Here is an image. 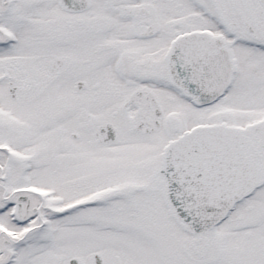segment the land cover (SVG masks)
<instances>
[{
  "label": "flooded vegetation",
  "instance_id": "1",
  "mask_svg": "<svg viewBox=\"0 0 264 264\" xmlns=\"http://www.w3.org/2000/svg\"><path fill=\"white\" fill-rule=\"evenodd\" d=\"M178 1H183L185 6L180 13L184 20L174 14ZM100 2L103 8L95 11L102 15L98 16L95 25L91 23V10L82 17L85 24L81 19L72 18L70 24L62 21L53 27L42 23L36 29L39 40L25 46V52L4 61L7 65L5 69H8L6 91H10L14 101L20 103L17 106L22 109L28 129L37 135L46 130V125H51L58 144L66 139L71 127L77 128V124L81 123L79 131L88 135H92L94 128L107 125L101 122L94 126L93 121L84 115L94 105H112V110L129 114L128 117L114 114L112 118L114 125L123 129L121 138L127 136V129L141 136L169 133L174 125L175 112L174 90L168 88L170 81L166 58L174 33L181 30L178 29L181 25H187V31L183 33L195 31V26L185 19L189 18L190 12L197 10L195 4L198 3L201 15L212 17L211 20H200L201 29L210 30L214 36H218L219 24L229 26L231 31L237 28V0ZM248 7L244 20L251 21L259 33H264L262 14L252 3ZM0 90H4L3 85ZM66 113L72 114L71 121L67 123L63 121V117L69 116ZM80 136L84 141L83 135ZM107 140L106 131L98 133L97 141L105 143L103 147L110 146ZM88 155L89 180L92 184L86 186L85 193L95 190L105 192L110 188L113 193H119L132 182L131 176L119 173L117 169H113L114 174H108L109 164L106 162L109 163L110 156L123 155L108 152ZM70 161L74 166L75 160L71 158ZM100 182L104 183L103 186H100ZM99 198L103 199L99 211L107 219H115L120 213H128L132 209L136 212L134 208H139L134 205L127 207L133 201H117L118 204L115 201L111 204L107 201L108 196L100 195ZM162 214H166L163 209ZM251 234L246 233L250 241L247 248L255 246L250 239ZM263 242L260 238L256 246L260 248ZM204 245L205 242H201L200 248L203 249ZM209 246L216 254L225 249L224 242L217 243L216 238L210 240ZM4 248L0 242L2 256Z\"/></svg>",
  "mask_w": 264,
  "mask_h": 264
},
{
  "label": "rangeland",
  "instance_id": "2",
  "mask_svg": "<svg viewBox=\"0 0 264 264\" xmlns=\"http://www.w3.org/2000/svg\"><path fill=\"white\" fill-rule=\"evenodd\" d=\"M197 14L198 13L192 11L189 13V18L185 20H187L191 26L193 25L196 26V29H200L201 24L199 18L202 16H199V18L194 17ZM237 24L238 32H241L244 24L240 17L238 18ZM182 27L185 29L187 25H181L178 29H181ZM184 31L187 30H178L174 33V35H179ZM15 32L19 39V44L16 46V50L25 49V42L31 39L32 34L29 32L28 35L30 38H28L25 37L27 34L23 35L21 33L22 31L18 32L16 30ZM25 32H27V30H25ZM241 67L242 68L236 79L234 88L230 91L228 96L213 109H204L203 112H195L190 108V110L186 108V111L184 109L185 104L174 100L173 108L175 114L179 118H184L183 120L185 121L179 123V126L177 125L178 127L176 126L178 128L176 133L202 123L217 125L218 121H226L239 126H244L246 120H249L248 122H250V124H254L259 121L261 115L264 114V53L261 54V58L256 60V68L253 70L249 69L246 64L243 65L241 63ZM112 109L113 107L109 108V116L114 114L111 111ZM94 110L95 109L93 108V110L90 111V120L94 121V118L97 117V119L102 121L104 119H101L102 115L100 111L102 110L99 109V112ZM104 116H106V114H104ZM245 116H247V118H244ZM103 121L108 120L106 119ZM80 124H77V128L73 129L71 132L74 133V131H76V133L83 135L84 142L87 141L86 144L89 146L92 145L90 152L97 154L104 151L101 146L99 147L93 145L95 142L92 141V137L88 138V134H85L84 131H79L81 129ZM94 124L99 123L95 121ZM15 128V122H11V124L2 127L0 130V143L9 144V146H11L14 150L20 151L24 157V160H22L20 156L8 159V172H10L8 180L13 181L15 186L18 188L21 185H23V187L31 185L36 186L38 190L52 191L55 196L63 193L61 191L62 188L58 183V181L61 183L62 177L60 180H57V178L54 177V175L61 176L63 173V168L58 172L59 163L55 156L48 158L47 154L40 155L36 171L25 168V130H21L22 132H19ZM173 135V132L172 134L170 132L155 134L151 138H139L136 135H129L130 137L135 138L139 144L138 148H135V153H133L135 161L132 159L122 160L124 161L123 163H126V165H121L118 168H126L123 171L126 174L133 173L136 176L135 183H145L149 179L150 175L154 174L155 168L159 165V150L162 149L163 144L168 139L174 137ZM69 144L70 145L67 146L68 151L73 149L74 145L76 148L82 147L79 142L72 143L71 140H69ZM86 144L83 146L87 147ZM116 146L117 145L107 147L108 150L105 152L114 154L127 152L126 145ZM128 149H132V147L128 146ZM114 163L115 162H110V164ZM109 168L112 169L113 167L110 166ZM151 178L152 180L150 185L146 188V190L141 187V185H136V187L131 189L130 194H132L133 202L127 204V207L132 205H134V207H139L136 208V220L124 221L114 219L111 221L110 217L109 221H107L104 219L105 217H102L101 211H99L100 209H96V207L86 211H82V208H77L76 211L78 214L75 213L73 215L69 213L65 215L67 217L62 221L54 222L55 233H57V236L59 234V239H54L55 243L53 242L54 245L52 250L47 251L48 253L46 254L41 252L46 251L44 249L47 248L40 247L39 250L36 251L42 254L40 255V258H44L47 261L46 264H66V260L69 258L75 257L80 261H87L90 256L99 254L103 258L104 264H224L223 259L220 261L214 259V255L210 254L212 251H208L209 248H207V245H204L205 249L204 247L201 249L198 238L187 237L184 234L178 233L174 223L169 221L170 224H166L162 218L158 219L154 214H152L153 209L150 204L158 203L157 193L162 189V184L160 179L155 174L152 175ZM156 182H159L161 189L160 186L157 187L158 184H156ZM69 185L72 186L73 184L70 183ZM75 187L78 186L74 184L71 188L72 192L64 191V195L67 197L69 196V198L64 199V196L62 198L63 200L61 199L60 201L62 203L61 205H66L65 209L68 211L70 210L71 203L78 202L80 200L83 201L86 198L89 199L92 195V193H75L76 190H79L75 189ZM156 188L159 189L157 190ZM262 190L264 191V188ZM18 194L19 193H16V195L14 194V197ZM1 196L2 194L0 192V200ZM115 200L117 202L120 199L115 198ZM64 201L65 204H63ZM2 206H5L4 201H0V209ZM249 206L250 207L247 210L239 208L240 210L238 214H241V216L238 219L235 217L223 225L218 234L221 232L222 236L225 238L223 242L225 244V250L227 251V247L229 245L227 236L229 234L230 225L233 224L238 226V229L243 228V230L237 231L238 233L231 236L233 245L232 253L236 250H246L248 251V259H251L250 254L252 252V260H254V255H256L260 264H264V254H259L264 250V244L258 248L256 246L258 243L254 241V238L258 236L259 233L263 234L260 228H256V233H252L250 236V239L255 246L252 248L246 247L250 243L246 232H250L249 227L256 223L254 211L257 208L264 209V197L261 193H258V195L249 202ZM34 207L35 206H32V208ZM117 207H119V205H117ZM162 207L163 211L166 213L164 216H170L166 205L162 204ZM156 210L161 212L158 206L156 207ZM7 218V215L4 213L3 216H0V222L7 225ZM32 220V223H27L25 228L15 223L13 229L14 237L16 238L15 240H18L24 231L31 230L28 235V240H30L29 237L31 236L32 231H34V228L36 230V228L40 225L38 220L36 222H33ZM263 220L264 216H261L259 221L261 222ZM51 228L53 229V226ZM51 232L53 231L50 230L49 233ZM37 233H39V231L33 232V234ZM46 233H48V230L41 234ZM33 238L39 239V237L35 235L31 239ZM42 239L45 242V237ZM259 240L260 239H258V242ZM34 242L35 241L31 242L30 245ZM154 242L163 243L160 250H150L151 244ZM13 245L16 247L18 253L16 264H42L39 259L32 257L31 248L30 250H25L24 252L23 248H21V246L17 243ZM245 264H249V261Z\"/></svg>",
  "mask_w": 264,
  "mask_h": 264
},
{
  "label": "bare ground",
  "instance_id": "3",
  "mask_svg": "<svg viewBox=\"0 0 264 264\" xmlns=\"http://www.w3.org/2000/svg\"><path fill=\"white\" fill-rule=\"evenodd\" d=\"M205 51V53H199V52H197L196 54H195V56L197 57V58H200V59H203L204 61H208L209 60V62H211L212 61V58H211V56L209 55V53L206 51V50H204ZM178 56V55H177ZM188 56H186V58H187ZM183 56L182 55H179L178 56V59H179V61L181 62V60H183V63L184 64H187L188 63V60L186 59V58H183ZM183 65V64H182ZM202 81H203V77H202V75L201 74H197L196 75V77H195V79L193 80V82L195 83V84H198V85H201L202 84ZM243 167L244 168H246V171H247V173L249 172V168L245 165V163H243ZM46 227H48V225L46 226Z\"/></svg>",
  "mask_w": 264,
  "mask_h": 264
},
{
  "label": "water",
  "instance_id": "4",
  "mask_svg": "<svg viewBox=\"0 0 264 264\" xmlns=\"http://www.w3.org/2000/svg\"><path fill=\"white\" fill-rule=\"evenodd\" d=\"M261 2L263 3V5H264V0H261ZM221 59H222V64H223V66L225 67V58H223V57H221ZM224 82H225V79H224ZM223 82V83H224ZM194 134H189V135H187L186 137H192ZM223 208V207H222ZM220 211V210H219ZM186 214H188V212L186 213ZM176 215L178 216V218L180 219V220H182L183 218H184V216H183V214H181V212L180 211H178L177 210V212H176ZM215 218V216L213 217V219ZM188 220V219H187ZM183 221V220H182ZM189 221V220H188ZM217 221V220H216ZM215 221V222H216ZM214 221H212L211 223H213ZM218 223V222H217ZM204 226V224H200L198 227H197V229H200L201 227H203ZM188 227V226H187Z\"/></svg>",
  "mask_w": 264,
  "mask_h": 264
}]
</instances>
